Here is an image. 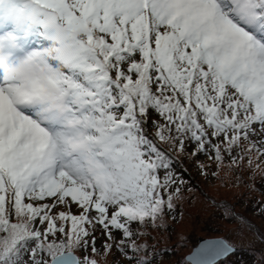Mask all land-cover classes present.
<instances>
[{"label":"snow or ice","instance_id":"snow-or-ice-1","mask_svg":"<svg viewBox=\"0 0 264 264\" xmlns=\"http://www.w3.org/2000/svg\"><path fill=\"white\" fill-rule=\"evenodd\" d=\"M0 11L15 25L0 52L21 29L49 40L64 22L84 34L70 64L43 47L23 58L28 78L0 76V264H97L69 254H99L97 224L105 253L114 241L151 264L133 236L160 226L181 191L156 141L179 152L191 142L218 167L264 157V0H0ZM234 251L207 241L189 259L220 264Z\"/></svg>","mask_w":264,"mask_h":264},{"label":"rangeland","instance_id":"rangeland-1","mask_svg":"<svg viewBox=\"0 0 264 264\" xmlns=\"http://www.w3.org/2000/svg\"><path fill=\"white\" fill-rule=\"evenodd\" d=\"M37 31L39 29H32V32ZM32 41L36 40L32 38ZM49 43V40L45 44L42 41L39 48H32V51L47 47ZM157 119L159 117L153 113L145 126L149 137L155 133L152 120ZM167 148L172 152L161 149L170 157L171 167L179 168L181 172L176 181L181 191L179 197L173 199L174 211L169 214L165 209L162 221H157L160 226L144 227L140 229L143 235L133 236L137 244L147 245V252L141 255H150L151 264H189L183 255L190 251L198 236H219L235 247V251L220 264H264V208L261 207L264 205V157L257 160L253 155L251 166L246 162L232 165L225 157L218 167L207 154L192 156L194 145L191 142H186L184 152L168 145ZM61 210L67 211L63 206L54 211ZM79 211L76 204L71 205V212ZM131 227L133 230L140 228L135 223ZM88 230L89 240L93 235L96 238L99 254L80 249L74 250L76 256L87 255L96 259L97 264H134L117 250L114 241H108L113 243L111 251L104 252L102 245L106 237L100 225L97 224L95 229L88 227ZM113 236L119 241L118 231L113 232ZM59 238L63 239L62 236Z\"/></svg>","mask_w":264,"mask_h":264},{"label":"clouds","instance_id":"clouds-1","mask_svg":"<svg viewBox=\"0 0 264 264\" xmlns=\"http://www.w3.org/2000/svg\"><path fill=\"white\" fill-rule=\"evenodd\" d=\"M28 19L34 22V16L29 15ZM84 39V34L74 30L70 25L60 22L55 26L52 36L49 38L50 43L42 49L43 55L49 59H57L61 65H68L74 57L78 55L79 49L75 41ZM0 73L5 80L17 78H28L30 76L29 65L18 59L14 63H9L6 58H0ZM74 259H79L74 251L69 252ZM106 255V254H105Z\"/></svg>","mask_w":264,"mask_h":264},{"label":"bare ground","instance_id":"bare-ground-1","mask_svg":"<svg viewBox=\"0 0 264 264\" xmlns=\"http://www.w3.org/2000/svg\"><path fill=\"white\" fill-rule=\"evenodd\" d=\"M4 17L5 16H4L3 12L0 11V36L4 35L6 33L5 31L8 30L9 27L12 26L11 22L9 20L4 19ZM5 24L8 26H6ZM17 33H19L18 38L21 40V42L23 44H26V45L21 47V49L15 48L14 50H9L8 52H6V55H4L5 54V52H4L1 56L6 58V59L9 57L7 59L8 62H12V61L16 62L18 59H23L25 57V49L28 52H29V50H31V52H32V48H37V47H31V45L38 46V44L41 43L42 41H43V44L47 43V41H48L47 39H42L40 41L35 36L36 35L35 33H30V34L25 35L22 29L17 31ZM32 38H34L36 41H32ZM34 43H36L37 45H35Z\"/></svg>","mask_w":264,"mask_h":264},{"label":"water","instance_id":"water-1","mask_svg":"<svg viewBox=\"0 0 264 264\" xmlns=\"http://www.w3.org/2000/svg\"><path fill=\"white\" fill-rule=\"evenodd\" d=\"M224 240L223 238L219 236H212V237H200L198 236L196 238V242L194 245L191 247L190 251L186 254L183 255V258L189 262V264H192L191 260L189 259L190 257L193 256V253L197 250L200 249L204 246L205 242L207 241H215V240ZM233 246V245H232ZM235 248V247H234Z\"/></svg>","mask_w":264,"mask_h":264},{"label":"trees","instance_id":"trees-1","mask_svg":"<svg viewBox=\"0 0 264 264\" xmlns=\"http://www.w3.org/2000/svg\"><path fill=\"white\" fill-rule=\"evenodd\" d=\"M150 139H153L154 141H155V135H152V137H149ZM157 143H158V146L160 147V148H164L165 150H167L168 152H172L171 151V148H167V145H164V144H159V142L158 141H156ZM171 169L175 172V174L177 175V177H175V179H176V181L179 179L178 178V175H181V172H180V170H179V168H177V169H173L172 167H171Z\"/></svg>","mask_w":264,"mask_h":264}]
</instances>
